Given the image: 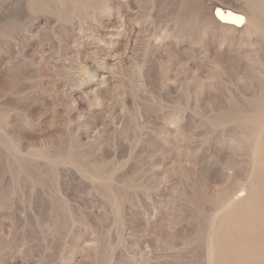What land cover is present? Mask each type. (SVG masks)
Here are the masks:
<instances>
[{"label": "rangeland", "instance_id": "374dc122", "mask_svg": "<svg viewBox=\"0 0 264 264\" xmlns=\"http://www.w3.org/2000/svg\"><path fill=\"white\" fill-rule=\"evenodd\" d=\"M0 264H264V0H0Z\"/></svg>", "mask_w": 264, "mask_h": 264}, {"label": "bare ground", "instance_id": "6f19581e", "mask_svg": "<svg viewBox=\"0 0 264 264\" xmlns=\"http://www.w3.org/2000/svg\"><path fill=\"white\" fill-rule=\"evenodd\" d=\"M220 5L214 6L213 13L215 20L219 22L220 25L242 26L245 22H247V17L244 13L230 8H224Z\"/></svg>", "mask_w": 264, "mask_h": 264}]
</instances>
